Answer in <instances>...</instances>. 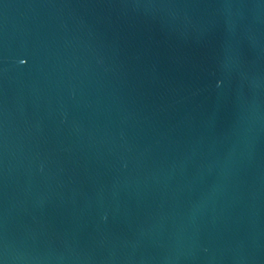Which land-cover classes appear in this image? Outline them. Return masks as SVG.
I'll return each mask as SVG.
<instances>
[{
  "label": "water",
  "instance_id": "1",
  "mask_svg": "<svg viewBox=\"0 0 264 264\" xmlns=\"http://www.w3.org/2000/svg\"><path fill=\"white\" fill-rule=\"evenodd\" d=\"M0 264H264V0H0Z\"/></svg>",
  "mask_w": 264,
  "mask_h": 264
}]
</instances>
